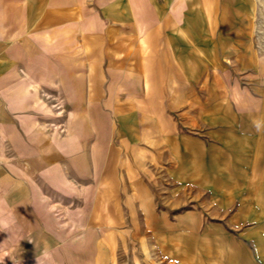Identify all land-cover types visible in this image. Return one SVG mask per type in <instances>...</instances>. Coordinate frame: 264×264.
Masks as SVG:
<instances>
[{
  "label": "crops",
  "instance_id": "crops-1",
  "mask_svg": "<svg viewBox=\"0 0 264 264\" xmlns=\"http://www.w3.org/2000/svg\"><path fill=\"white\" fill-rule=\"evenodd\" d=\"M221 1L92 0L86 7L84 0H0V130L17 159L10 168L2 165L0 182L13 202L21 203L19 178L28 179L30 189L39 179L63 190L74 177L95 197L89 222L153 228L158 233L150 239L166 244L173 257L179 236L169 211L177 200L159 208L167 203L158 197L162 186L166 196L181 185L198 186L213 188L221 204L239 193L256 202L264 172L260 176L254 160V133L228 129L227 109L202 113L198 133L183 129L192 114L185 101L196 92L189 84L195 88L200 80L195 36L212 31L180 26V20L202 7L217 16L227 10ZM252 2L258 7L259 0ZM116 20L124 26L112 27ZM31 83H59L61 96L76 100L65 138L52 140L31 123ZM234 242L212 264H260L249 247Z\"/></svg>",
  "mask_w": 264,
  "mask_h": 264
},
{
  "label": "rangeland",
  "instance_id": "rangeland-1",
  "mask_svg": "<svg viewBox=\"0 0 264 264\" xmlns=\"http://www.w3.org/2000/svg\"><path fill=\"white\" fill-rule=\"evenodd\" d=\"M84 2L86 7L92 4V0ZM221 5L227 6V10L223 9L217 16L211 17L213 13L206 10L204 4L205 10L202 7L201 11H196L194 18L180 20V26L212 31L211 34L195 36L199 62L195 70L200 80L196 81L195 88L189 84L196 92L195 95L190 93L194 96L185 101V107H190L192 114L187 115L190 125H185L183 129L198 133L202 113L214 116L215 112L227 109L228 129H239L240 132L251 130L250 133H254L251 140L255 150H259L254 153V160H259L258 169L262 176L264 0H259L258 7L252 0H223ZM130 22L133 27L138 26L136 20ZM119 26L124 25L118 20L113 22L112 27ZM59 47V44H52L54 51H58ZM52 61L60 60L57 57ZM20 73L27 75L22 62ZM29 88L36 92V98L31 99L29 105V110L35 114L29 115L31 123L44 128L46 133L51 134L52 140L69 135L70 123L76 115V100L61 96L59 83H52L51 86L31 83ZM216 89L221 91V96L215 95ZM181 102L184 103V100ZM217 126L216 122L212 124V127ZM5 139L0 130V169L2 165L10 168L11 161L16 159ZM22 164L27 166V163ZM18 181L17 190L21 192L20 198L25 199V204H22V199L19 205L17 201L13 202V197L0 182V264H12V260L13 264H212L218 262L220 253H224L234 241L249 247L260 264H264L263 178L256 184L261 190L259 195H254L257 200L251 203L248 202L251 196L239 193L228 196L230 201L221 204V196L213 194V188L198 186L188 188L181 185L178 194L166 196L165 186H162L159 200H177L175 207L169 211V216L175 221L173 223L178 225L174 235L179 236V248L174 257L166 244H157L150 239L158 233L153 228L89 222L94 218L92 198L95 197L86 192L84 181L69 177L63 190L44 187L43 180L39 179L32 180L35 189L28 187L29 180L26 178H19ZM168 202L157 203V206L165 207ZM27 214H31L32 219ZM29 219L32 221L28 222ZM220 236H228L231 240L214 239ZM210 238H213L212 241ZM160 245L164 248L161 249Z\"/></svg>",
  "mask_w": 264,
  "mask_h": 264
}]
</instances>
